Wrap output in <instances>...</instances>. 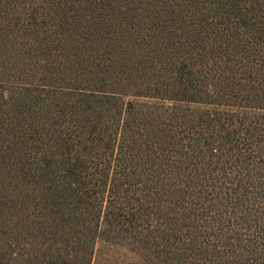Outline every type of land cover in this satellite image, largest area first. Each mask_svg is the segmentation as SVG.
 I'll return each instance as SVG.
<instances>
[{
	"label": "trees",
	"instance_id": "trees-1",
	"mask_svg": "<svg viewBox=\"0 0 264 264\" xmlns=\"http://www.w3.org/2000/svg\"><path fill=\"white\" fill-rule=\"evenodd\" d=\"M264 264V0H0V264Z\"/></svg>",
	"mask_w": 264,
	"mask_h": 264
},
{
	"label": "rangeland",
	"instance_id": "rangeland-1",
	"mask_svg": "<svg viewBox=\"0 0 264 264\" xmlns=\"http://www.w3.org/2000/svg\"><path fill=\"white\" fill-rule=\"evenodd\" d=\"M90 264H147L141 254L123 242L97 239Z\"/></svg>",
	"mask_w": 264,
	"mask_h": 264
}]
</instances>
